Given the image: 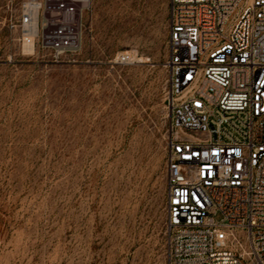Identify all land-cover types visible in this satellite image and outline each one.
<instances>
[{
	"label": "rangeland",
	"instance_id": "1",
	"mask_svg": "<svg viewBox=\"0 0 264 264\" xmlns=\"http://www.w3.org/2000/svg\"><path fill=\"white\" fill-rule=\"evenodd\" d=\"M25 1L0 0V264H165L169 0H90L59 57Z\"/></svg>",
	"mask_w": 264,
	"mask_h": 264
},
{
	"label": "built area",
	"instance_id": "2",
	"mask_svg": "<svg viewBox=\"0 0 264 264\" xmlns=\"http://www.w3.org/2000/svg\"><path fill=\"white\" fill-rule=\"evenodd\" d=\"M89 1L26 0L25 36L77 52ZM167 26L165 264H264V0H169Z\"/></svg>",
	"mask_w": 264,
	"mask_h": 264
},
{
	"label": "bare ground",
	"instance_id": "3",
	"mask_svg": "<svg viewBox=\"0 0 264 264\" xmlns=\"http://www.w3.org/2000/svg\"><path fill=\"white\" fill-rule=\"evenodd\" d=\"M35 31H36V18L34 17L33 18V24H32V30H31V32H29L28 34H26V37H27L26 39H27V41L29 43L32 42L31 36L34 35V32ZM28 49L31 50L32 49L31 46Z\"/></svg>",
	"mask_w": 264,
	"mask_h": 264
}]
</instances>
